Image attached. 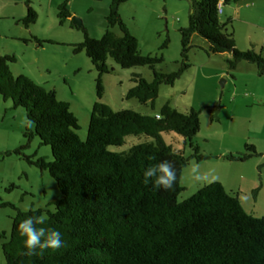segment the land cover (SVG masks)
<instances>
[{
	"label": "trees",
	"instance_id": "1",
	"mask_svg": "<svg viewBox=\"0 0 264 264\" xmlns=\"http://www.w3.org/2000/svg\"><path fill=\"white\" fill-rule=\"evenodd\" d=\"M125 0H113L108 16L109 29L102 38L86 30V39L75 45V52L86 51L99 71L98 94L104 96L103 77L111 73L113 58L123 68L149 66L154 81L136 75V85L127 98L152 102L155 106L162 85H175L189 64L174 73L156 69L163 59L144 55L139 39L131 32L120 6ZM220 0H192L190 25L182 28L183 57L188 58L193 37L198 34L211 44L214 54L231 53L228 68L234 71L242 62L257 64L264 75V51L238 48L235 33L227 31L218 14ZM230 0H226L228 4ZM70 0L63 3L62 16L73 17ZM28 5L24 19L30 27L39 14ZM74 25V23H73ZM79 27H84L79 26ZM119 27L122 35L115 28ZM168 44V43H167ZM264 50V49H263ZM15 56L0 55V94L12 100L16 108H25L30 125L25 131L29 143L8 154H22L35 136L51 146L53 161L45 158L30 163L49 171L56 179L63 197L56 202L43 225L61 233L64 246L45 250L42 255L24 253V237L17 226L29 216L45 215L43 209L19 210L14 218L12 237L4 244L7 264H264V217L249 213L238 196L230 193L220 181L205 185L191 198L179 201L186 190L183 173L191 158L175 149L163 137L176 132L195 149L192 159L199 162L213 156L201 153L194 143L201 131V110L184 113L167 103L159 115L135 110L116 111L102 101L94 104L86 141L79 135L80 121L69 102L59 98L26 74L16 76L11 63ZM218 121L216 108L209 107ZM35 125V131L31 125ZM146 135L156 139L136 145L126 152H113L111 146H123L130 136ZM247 152L230 155L231 161L245 162L258 155L255 145ZM155 159H148V157ZM174 163L176 180L171 189L156 190L151 181L145 185L144 170L161 161Z\"/></svg>",
	"mask_w": 264,
	"mask_h": 264
},
{
	"label": "rangeland",
	"instance_id": "2",
	"mask_svg": "<svg viewBox=\"0 0 264 264\" xmlns=\"http://www.w3.org/2000/svg\"><path fill=\"white\" fill-rule=\"evenodd\" d=\"M29 1L39 14L38 21L30 27L24 23L28 16V0H0V55L16 57L17 61L11 63L16 76L35 77L38 84L57 90L59 98L71 104L80 121L78 133L84 141L88 138L91 114L97 101L111 105L116 111L135 110L146 115H159L169 102L184 113L193 108L201 110V131L194 143L202 154L213 156L212 159L202 162L192 159L195 149L190 142L186 143L185 137L176 132L163 133L166 142L184 151L185 156L191 158L190 162L198 165V172L207 177L204 181L197 180V169L187 166L182 180L186 190L179 201L184 202L207 182L218 181L216 179L222 174L230 173L219 161L220 153L243 154L247 152L246 145L252 144L258 155L245 162H233L239 163L237 167L243 168L259 184L252 182L253 179L245 180L243 189L237 193L241 192L249 213L264 217V103L253 105L248 101L254 89H259L264 99V75L260 68V73L246 68H241L240 72L230 71L228 60L232 54L210 52V42L198 34L193 37L188 58L183 57L181 29L190 25L192 0H125L120 6L131 32L140 41L142 54L163 59L156 65L158 71L174 73L180 71L184 63L189 64L175 85L161 86L155 106L152 102L127 98L136 85L135 76L142 75L152 82L154 69L149 66L123 68L110 58L108 64L112 70L103 77L105 92L100 98L97 67L86 51L75 52V45L86 39V30L94 38L106 34L110 28L108 16L113 0H70L73 17L82 19L84 27L73 25V17L62 16L61 6L68 0ZM225 9L220 19L227 24L228 32L235 33L238 48L243 51L255 48L261 52L264 48V0H230ZM115 31L122 35L119 27ZM248 63L246 65H250ZM209 107L217 109L218 121L213 120ZM29 125L26 109L16 108L12 100L0 94V264H7L4 244L12 237L18 209H43L47 217L49 212L56 211V202L63 197L51 173L30 163V158L54 160L52 147L43 145L39 136H35L22 154H8L29 143L25 137ZM31 130L35 131L34 124ZM155 141L146 135H133L127 138L125 145L110 149L126 152L136 145ZM231 174L233 178L227 187L230 190L235 188L236 180L241 181L237 169ZM8 202L18 209L2 206Z\"/></svg>",
	"mask_w": 264,
	"mask_h": 264
},
{
	"label": "clouds",
	"instance_id": "3",
	"mask_svg": "<svg viewBox=\"0 0 264 264\" xmlns=\"http://www.w3.org/2000/svg\"><path fill=\"white\" fill-rule=\"evenodd\" d=\"M155 159V157H148ZM190 169H197L196 179L204 181L207 179L205 174L198 172V165L195 162H190ZM176 180V170L174 163L168 160L161 161L155 165L149 166L144 170V183L149 184L151 181L152 187L156 190L161 188L171 189ZM45 215L29 216L17 226L19 234L24 237L25 255H42L45 250H58L64 246V241L61 239V233L52 228L37 227L43 225L46 221Z\"/></svg>",
	"mask_w": 264,
	"mask_h": 264
},
{
	"label": "crops",
	"instance_id": "4",
	"mask_svg": "<svg viewBox=\"0 0 264 264\" xmlns=\"http://www.w3.org/2000/svg\"><path fill=\"white\" fill-rule=\"evenodd\" d=\"M224 13H226V9H225V12ZM259 49V48H258ZM263 49L264 48H262L261 49V51H263ZM258 52H260V51H258ZM246 63L247 62H242L239 66H238V68L235 70V71H237V72H240V69L241 68H246V70L248 69V70H250V72H259L260 73V71H259V66L257 65V64H253V63H248V64H250V65H246ZM252 66V67H251ZM253 66H256L257 67V69H253L254 67ZM255 70V71H254ZM261 70V69H260ZM15 74V73H14ZM30 77H31V75H30ZM32 79H35V77L33 78L32 77ZM234 79H235V76H234ZM58 95H59V92H58ZM262 94L260 93V90L258 89V90H256V89H254V91H253V93L248 97V101L251 103V102H253V105H257V103H264V99H262ZM242 99H243V102L245 101L244 100V97H242ZM245 103H247V102H245ZM233 153V152H232ZM229 154H227L226 152H222V153H220V158H219V161L222 163V165L225 167V166H227V169H228V171L230 172V173H228V174H222V177L220 176L219 178H221V179H219V178H217L216 180H218V181H220V182H222L223 184H224V186L226 187V189L230 192V193H232V194H234V195H236V196H238L239 198H240V200H241V203L243 204V206H244V208H245V204L243 203V198H242V194H241V192H240V194H238L237 193V191L238 190H240V189H243V187L244 186H242L243 185V182H245V180H249V182L253 179V181L252 182H259L258 180H256V179H254V178H252V177H250V176H248L244 171H243V168H240V167H237L238 165H236V164H239V163H235V162H233V161H231V160H229V159H227L226 158V156H228ZM239 168V169H238ZM238 170L239 172H240V175L241 176H238L237 175V177H239V180H241L240 181V183L236 180V183H235V188L234 189H229V188H227L228 187V185L230 184V180H231V177H232V174H231V172L233 171V170ZM247 176H246V175ZM233 178V177H232ZM255 180V181H254ZM212 182V181H211ZM208 184H210V182H207V185ZM259 184V183H258ZM249 185V184H248ZM257 185V184H256ZM242 191V190H241Z\"/></svg>",
	"mask_w": 264,
	"mask_h": 264
},
{
	"label": "built area",
	"instance_id": "5",
	"mask_svg": "<svg viewBox=\"0 0 264 264\" xmlns=\"http://www.w3.org/2000/svg\"><path fill=\"white\" fill-rule=\"evenodd\" d=\"M226 0H220L218 4V14L222 15L225 12ZM160 117V115H159Z\"/></svg>",
	"mask_w": 264,
	"mask_h": 264
},
{
	"label": "water",
	"instance_id": "6",
	"mask_svg": "<svg viewBox=\"0 0 264 264\" xmlns=\"http://www.w3.org/2000/svg\"><path fill=\"white\" fill-rule=\"evenodd\" d=\"M73 21H74L75 25H78V26L84 25L83 20L78 18V17H73ZM225 83H226V80H223V84H225Z\"/></svg>",
	"mask_w": 264,
	"mask_h": 264
}]
</instances>
